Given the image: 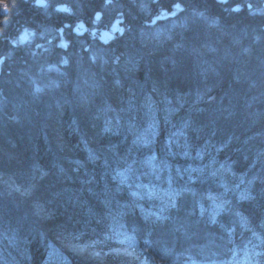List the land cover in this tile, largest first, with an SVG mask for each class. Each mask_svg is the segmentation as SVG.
<instances>
[{
  "label": "trees",
  "instance_id": "1",
  "mask_svg": "<svg viewBox=\"0 0 264 264\" xmlns=\"http://www.w3.org/2000/svg\"><path fill=\"white\" fill-rule=\"evenodd\" d=\"M0 10V264H264V0Z\"/></svg>",
  "mask_w": 264,
  "mask_h": 264
},
{
  "label": "rangeland",
  "instance_id": "2",
  "mask_svg": "<svg viewBox=\"0 0 264 264\" xmlns=\"http://www.w3.org/2000/svg\"><path fill=\"white\" fill-rule=\"evenodd\" d=\"M227 1V0H226ZM222 2H225V1H222ZM1 11V10H0ZM181 11V8L177 7L175 8L174 10V13L173 15H176L178 14L179 12ZM165 18L168 17L167 15H164ZM81 24V23H80ZM80 24L77 26V30L76 32L79 33V34H83V33H86L87 32V27L82 23L83 25V28L80 26ZM117 33L114 34L111 32V30L109 31H98V29L96 28H92L90 32V34L92 36H96L98 37V39H102V33L105 32V42H110V41H113L116 36L118 34H121L123 32L122 28L119 26L118 29H117ZM93 33H96L93 35ZM98 33V34H97ZM32 38V35L30 33H24L23 35H21V37L19 38V43L23 44V43H27L31 40ZM60 245L62 247H64L68 253H70V255L74 256V257H78L80 259H86V260H95V261H98L100 260L99 257H98V253L96 250H94L93 246H81V247H76V246H69L67 244H63V243H60ZM120 254H126L125 251H120L119 252Z\"/></svg>",
  "mask_w": 264,
  "mask_h": 264
},
{
  "label": "water",
  "instance_id": "3",
  "mask_svg": "<svg viewBox=\"0 0 264 264\" xmlns=\"http://www.w3.org/2000/svg\"><path fill=\"white\" fill-rule=\"evenodd\" d=\"M220 1H226V0H220ZM157 19H163L162 17L161 18H157ZM156 18L155 19H153V21H152V24H154L155 22H156V20H157ZM80 26L83 28V25L82 24H80ZM118 27H119V25H118V22H116L112 27H111V32L112 33H114V34H116L117 33V29H118ZM105 32L104 33H102V39H101V42L102 43H105Z\"/></svg>",
  "mask_w": 264,
  "mask_h": 264
},
{
  "label": "snow or ice",
  "instance_id": "4",
  "mask_svg": "<svg viewBox=\"0 0 264 264\" xmlns=\"http://www.w3.org/2000/svg\"><path fill=\"white\" fill-rule=\"evenodd\" d=\"M177 7H179V6L177 5ZM235 10H237V11H238L239 9H235ZM97 18H99V17H97Z\"/></svg>",
  "mask_w": 264,
  "mask_h": 264
},
{
  "label": "flooded vegetation",
  "instance_id": "5",
  "mask_svg": "<svg viewBox=\"0 0 264 264\" xmlns=\"http://www.w3.org/2000/svg\"><path fill=\"white\" fill-rule=\"evenodd\" d=\"M104 33V32H103ZM96 34V33H93V35Z\"/></svg>",
  "mask_w": 264,
  "mask_h": 264
}]
</instances>
